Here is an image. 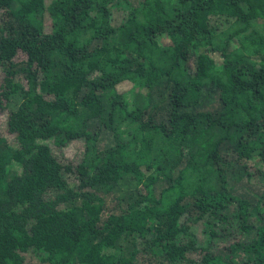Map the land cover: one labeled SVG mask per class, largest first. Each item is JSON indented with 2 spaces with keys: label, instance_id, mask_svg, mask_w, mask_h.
<instances>
[{
  "label": "trees",
  "instance_id": "obj_1",
  "mask_svg": "<svg viewBox=\"0 0 264 264\" xmlns=\"http://www.w3.org/2000/svg\"><path fill=\"white\" fill-rule=\"evenodd\" d=\"M0 264H264V0H0Z\"/></svg>",
  "mask_w": 264,
  "mask_h": 264
},
{
  "label": "rangeland",
  "instance_id": "obj_2",
  "mask_svg": "<svg viewBox=\"0 0 264 264\" xmlns=\"http://www.w3.org/2000/svg\"><path fill=\"white\" fill-rule=\"evenodd\" d=\"M217 58H218V61H221V58L219 57V56H217ZM3 129V128H2Z\"/></svg>",
  "mask_w": 264,
  "mask_h": 264
}]
</instances>
